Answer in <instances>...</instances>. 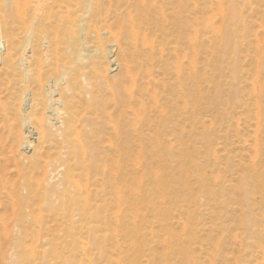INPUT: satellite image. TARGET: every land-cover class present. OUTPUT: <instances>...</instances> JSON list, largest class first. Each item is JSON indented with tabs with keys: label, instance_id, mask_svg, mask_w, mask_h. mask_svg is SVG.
<instances>
[{
	"label": "bare ground",
	"instance_id": "obj_1",
	"mask_svg": "<svg viewBox=\"0 0 264 264\" xmlns=\"http://www.w3.org/2000/svg\"><path fill=\"white\" fill-rule=\"evenodd\" d=\"M22 1L16 0L11 8L13 12L11 25L22 31L19 45L24 55L20 62L16 63L13 55L0 54V63L13 57L10 61L16 65L13 71L15 81L21 84L23 91L20 102H22V121L27 137L22 147L24 151L32 152L29 157L32 160L30 168L32 170L28 168L20 176L22 178L20 190L16 194L19 197H17L19 208L17 206L16 208L27 217L33 211H30V202L38 201L55 212H61L62 217L69 218L67 233L70 237L77 238L74 242L71 241L68 256L71 260H76L78 257V264H88L89 260L86 257L88 236L93 230L89 224L101 212L107 210L109 194L113 195L118 204L131 195L132 201H135L134 204L137 206L144 204L151 211H156V202L166 195L160 192L172 187L173 182L170 180V173L167 172L166 155L171 152L170 146L168 147V143L166 146L159 142V130L152 131L148 135V141L144 142L140 126L143 122L149 123L152 120L146 115L148 108L156 114L153 120L157 121L158 127L170 124L174 115L172 112L180 108L177 109V105L174 106L173 102L167 106L169 101H173L172 96L175 93L183 100L185 104L183 111L186 115L194 114L204 103L205 95L200 84L207 81V78L200 67L190 66L192 61H189L196 55L191 41L194 38L198 42L203 30L206 29V15L204 9L192 0H25V3ZM236 1L221 0V3H217L219 13L226 15L225 33L230 22L234 19L236 21V17L240 15ZM0 5L2 6V0ZM11 5L9 4V8ZM184 14L188 15L184 16ZM1 16L3 18V14ZM186 17L188 20H184ZM2 24L3 33L8 40L17 36L14 35V27L5 28L7 23L4 19ZM174 28L178 29L177 34L174 33ZM172 38H175L176 44L190 43L184 51L185 58H189L188 64L178 62L176 45L171 48L172 50L167 47ZM3 43L4 40L2 45ZM8 43V51L16 49L13 40ZM103 43L108 44L106 53H103ZM99 53L106 58L115 56L109 63L115 66L111 71L118 70L116 76H108L106 69L99 67L93 61L94 56ZM222 58L218 57L211 65L216 77L220 76ZM155 69H160L171 83L155 79L153 76ZM0 73L4 72L0 71ZM4 74L3 76L6 75ZM253 79V90H251L256 97L254 106L257 109L255 110L257 116L255 114L254 116L259 122L263 114L260 98L264 89L259 76ZM218 84V81L214 84L215 106L221 105L222 108L223 103L219 104L218 100L220 97ZM229 84L233 85V82ZM233 93L235 94V91ZM136 98L137 103L135 102L134 105L133 99ZM222 110L225 112L224 109ZM129 111L133 116L129 123L134 126L139 125V129L133 130L138 141L135 147L139 148L141 153L148 151L147 154L152 155L157 162L155 167L145 166L142 177L139 176V170L140 185L137 183L135 189L127 183L123 157L124 149L130 140L126 121ZM16 115L18 117V113ZM6 116L8 119V115ZM256 125L258 127V124ZM169 126L170 131H174V126ZM30 137L31 141L28 140ZM204 138L207 139L206 136ZM33 142L36 145L33 146ZM51 146L54 151L50 152ZM43 147H46L49 153L47 157L43 156L46 160L43 158L42 161L39 150ZM253 148L256 154V145ZM211 155L214 158L213 154ZM51 158L52 162L49 160ZM0 165L2 167V163ZM39 168L42 173L44 172V178L40 181L34 179L33 182L30 173L40 170ZM75 176L79 179L76 177L78 180H75ZM3 178L4 176L1 179L4 180ZM203 180L204 178H199L198 182L203 183ZM143 183H146L145 188L141 185ZM2 185L4 184L1 183V189ZM95 197L101 199L99 204L96 203ZM75 217L80 222L77 229L87 231L84 233L85 237L75 231L73 220ZM120 217L121 214L116 215L117 220ZM1 218L3 219L2 216ZM125 219L129 221V225L123 226L121 232L127 239V248L126 251L119 252L125 254V259L131 256V261H134L135 250H139L141 244L137 238L139 218L138 215L130 214L125 216ZM112 232L109 235L110 239L115 237ZM167 235L170 236L169 231ZM93 238L99 242L107 239L104 234ZM167 242L171 243V241ZM29 247L33 246L29 245ZM76 248L79 249L78 255L73 253ZM170 248L172 249V245ZM180 252H183L181 248L179 249L181 261L186 254ZM28 254L31 256V253ZM181 263L184 264L183 261Z\"/></svg>",
	"mask_w": 264,
	"mask_h": 264
},
{
	"label": "rangeland",
	"instance_id": "obj_2",
	"mask_svg": "<svg viewBox=\"0 0 264 264\" xmlns=\"http://www.w3.org/2000/svg\"><path fill=\"white\" fill-rule=\"evenodd\" d=\"M15 1L2 0L0 7L3 13L2 9L0 12L3 18L0 15L2 19L0 21L3 23L4 19L7 23L6 29L14 27V35L17 36L12 40L16 44V49L8 51V42L12 40H8L4 35L3 24L0 22V54L9 53L18 63L24 52L22 53L19 45L22 31L11 25L13 22L11 8ZM192 1L204 9L207 20L206 29L203 30L198 42L194 38L191 41L196 55L189 61H192L190 66L200 67L205 73L207 81L200 84L205 101L194 114L186 115L183 111L185 104L179 94L175 93L172 96L173 101H169L167 106L173 102L174 106L177 105V109L180 108L172 112L174 115L170 124L158 127L157 121L153 120L156 114L148 108L146 115L152 120L149 123L143 122L140 126L144 142L148 141V135L152 131L159 130V142L166 146L168 143V147L170 146L171 152L166 155L167 172L170 173L172 187L160 192L166 195L156 202V211H151L144 204L137 206L134 204L135 201H132L131 195L118 204L113 195L109 194L107 210L101 212L89 224L93 230L88 236V252L86 253L88 264H183L181 261L184 264H264V92L260 98L263 114L259 122L256 121L257 111L255 110L257 109L254 106L256 97L252 92L254 77H260L264 89V0H237L240 15L236 17V21L234 19L230 22L226 33V15L219 13L217 8V3H221V0ZM9 4H12L10 8ZM187 15L184 14V16ZM6 18L7 21H5ZM184 20H188V17ZM173 31L177 34L178 29L174 28ZM174 39H171L167 47L172 50L171 48L176 45L178 62L188 64L189 58H185L184 51L190 43L185 41L184 44H176ZM2 40H4L3 45ZM107 46L108 44L103 43V53L107 52ZM220 56L223 57L221 72L220 76L216 77L211 65ZM114 57V55L108 58L102 57L99 53L94 56L93 61L99 67L105 68L108 76H116L118 70L111 71L115 69V66L109 63ZM11 59L0 63V71L6 74L0 73V163L3 167L0 165V174L4 176L2 180L0 175V197L2 196L0 198V264H78V257L76 260H71L68 256L71 241L74 242L77 238L70 237L67 233L69 218L62 217L61 212H55L38 201L30 202V211L33 210L30 216L25 217L17 209L19 207L16 194L20 190L22 179L20 176L32 167V160L29 158L32 152L24 151L22 147L23 141L27 138L22 121V102H20L23 91L21 84L15 81L13 69L16 65L10 61ZM6 76L8 79L10 77L9 82ZM153 76L155 79L171 83L160 69H155ZM217 81L220 93L218 100L219 104L223 103L222 108L221 105L215 106L214 84ZM230 82H233V85H230ZM161 96L165 97L164 94ZM135 102L137 103V98L133 99L134 105ZM1 104L5 107L3 108ZM5 114L8 115V119ZM14 118L17 119L16 122ZM132 118L129 111L126 121L130 140L124 149L123 157L127 183L135 189L140 185L139 176L142 177L144 167H155L157 162L152 155L147 154L148 151L141 153L139 148L135 147L138 141L133 130L139 129V125L134 126L131 122L129 123ZM169 125L174 126V131H170ZM31 137L28 140L31 141ZM106 140L109 142L108 139ZM253 142L254 146L256 145V154L253 150ZM32 145L36 143L33 142ZM46 147L39 150L42 161L46 160L49 153ZM51 151H54L53 146ZM136 151L137 154H135ZM49 160L53 161L52 158ZM136 160L139 161H137L138 164ZM39 169L30 173L32 181L43 180L44 172L42 173L41 168ZM77 178L75 180L79 179ZM199 178H204L203 183L198 182ZM1 183L4 184L2 189ZM137 183L139 184L136 185ZM141 185L145 188L146 183ZM10 197H13V200ZM99 200H101L99 197H95L97 204L100 203ZM118 214L122 216L119 220L116 219ZM130 214L138 215V236L141 230V235L137 236L141 249L135 250L134 261H131L130 255L129 259H125V254L119 252L126 251L127 248V239L124 238L121 229L129 225L125 216ZM73 220L75 231L85 237L84 233L87 231L77 229L80 224L78 218L75 217ZM168 231L171 237L167 235ZM111 232L115 235L113 239L109 238ZM102 234L107 238L103 242L93 238ZM29 245L34 248H30ZM169 245H172V249ZM23 246L26 247H24L25 250ZM180 248L184 255L186 254L181 261ZM78 250L76 248L73 253L78 255ZM174 250L176 253L173 252ZM28 253H31L32 258Z\"/></svg>",
	"mask_w": 264,
	"mask_h": 264
}]
</instances>
